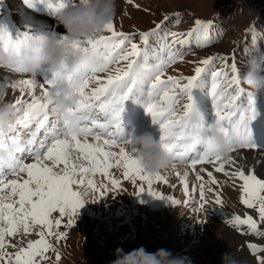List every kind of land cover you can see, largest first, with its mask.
Wrapping results in <instances>:
<instances>
[{"label":"snow or ice","instance_id":"obj_1","mask_svg":"<svg viewBox=\"0 0 264 264\" xmlns=\"http://www.w3.org/2000/svg\"><path fill=\"white\" fill-rule=\"evenodd\" d=\"M35 2L23 0L30 8ZM39 2L46 5L51 15L75 5L74 0ZM127 3L133 4L134 0ZM174 15L179 16V13ZM171 24L168 14L147 31L125 33L117 30L114 23L109 24L97 38L68 46L73 51L94 53L102 61L99 67L82 70L75 77L46 72L39 81L25 78L8 85L19 89L20 97L10 104L17 117L15 124L0 128V151L7 152L10 160L7 167L0 164V264H39L46 260V253L55 251L49 238L66 240L67 232L59 229L71 228L85 204L82 192L74 189L99 191L94 179L98 174L108 177V183L118 188L120 180L111 173L114 168L123 169L124 178L134 184L145 183L148 194L154 198L165 199L173 205L180 203L153 191L154 182L167 183V177L162 173L146 174L139 160L122 146L132 143V137L125 134L122 126V113L129 98L140 104L151 116L153 125L158 126V142L168 153L172 170L178 163L189 165L193 171L203 163H214L218 165L216 172H225V164L234 161L231 155L224 160L217 154L210 137L212 130L225 136L230 153L258 148L249 127L258 113L250 107L252 93L240 86L235 56L200 59L190 76L166 75L168 68L182 60L185 49L190 50L193 43L202 47L213 42L210 22L197 19L192 29L179 33L170 30ZM46 38L47 35L28 30L13 35L0 26V49L8 53L16 52L21 46L39 50ZM58 39L65 37L61 35ZM12 72L20 73V69ZM63 82L74 90L78 100L62 119H52L45 100L50 90ZM115 148L119 150L114 151ZM258 149L264 151V148ZM74 152L78 154L77 160L84 163L73 161ZM27 159L32 162L26 163ZM10 175L15 178L7 179ZM176 175L181 179L185 195L191 196L188 173L183 177ZM231 175L242 182L241 203L254 209L258 219L252 215L244 218L236 215L228 223L237 230L247 226V232L242 234L264 238L261 227L264 225V179L258 178L254 170L237 169ZM208 177L210 184L219 183L211 172ZM197 179L201 180V203L195 210L200 211L207 201L205 183L198 172ZM5 189H10V194L5 195ZM142 192H145L143 186L139 189V193ZM13 197L18 199L12 200ZM6 200L12 202L5 203ZM190 202L186 200L185 204ZM214 203L223 204L219 192ZM54 213L60 218L53 221ZM21 231L25 235L36 231L38 239L9 253L7 248L16 246L7 238ZM247 246L257 264H264V246L255 243ZM60 259L57 253L56 260Z\"/></svg>","mask_w":264,"mask_h":264},{"label":"rangeland","instance_id":"obj_2","mask_svg":"<svg viewBox=\"0 0 264 264\" xmlns=\"http://www.w3.org/2000/svg\"><path fill=\"white\" fill-rule=\"evenodd\" d=\"M77 2L78 0H74V3ZM135 4L140 7H135ZM117 5L114 24L117 30L125 33L147 31L161 21L165 14L172 18L170 30L177 33L192 29L197 19L211 23L209 33L213 42L202 47L193 43L190 50L185 49L183 59L168 68L166 75L190 76L198 60L220 55L229 58L235 56L241 76L254 52L253 41L264 50V0H134L133 4L127 3V0H117ZM176 13L179 16H175ZM0 26L6 27L13 35L25 30L47 36L55 32L57 37L65 33V29L57 26L53 15L39 0L31 8L23 0H0ZM219 63L218 61L217 70ZM45 73L46 70H42L37 80H41ZM25 78L31 77L0 69V81L6 80L8 85ZM8 88L6 101L12 103L20 97L19 89ZM36 94H40L38 87ZM250 107H254L258 113L249 125L252 140L258 148H264V89L252 94ZM50 118L54 119L52 116ZM208 119L211 120L210 112ZM122 126L127 136L149 132L159 138L158 126L153 125L151 116L132 98L125 102ZM122 146L130 152L129 145ZM258 148H245L231 153L234 163L225 164L228 175L216 172L218 165L214 163L198 165L196 171L187 165L191 177H187L191 196L185 195L181 179L176 175L179 173L183 177L179 164L175 170L162 172L167 177V183L154 182L152 190L180 201L176 205L149 195L145 183L138 181L134 184L125 179L123 169L111 170L112 176L120 180L118 188H113L108 183V177L98 174L94 179L99 191L88 190L89 204H84L79 209L73 226L59 229L67 232V239L57 241L50 237L55 251L49 250L46 253L48 258L41 260L39 264H111L116 258L115 250L118 247L129 252L140 246H144L148 252L163 248L174 257L187 256L192 264H221L224 252H229L238 264H257L247 244L264 246V238L242 234L247 232V226H241V230H237L228 221L236 215L241 218L252 215L258 219V213L254 209H248L241 203L242 182L231 175L237 169L254 170L258 178L264 179V151ZM77 155L73 153V161L84 163L77 160ZM25 162L32 161L27 159ZM197 172L203 177L207 201L205 208L200 211L195 210L201 203V180L197 179ZM209 172L218 184L209 183ZM13 178L15 177L11 175L7 177ZM141 186L145 188V192L139 193ZM193 188L196 189L195 192L191 191ZM74 190L82 192L84 188L77 187ZM217 192L221 195L222 206L214 203ZM4 194H10V189H5ZM15 199L18 197L12 198ZM12 200L4 202L10 203ZM186 200L192 202L185 204ZM58 218L59 214L54 213L53 221ZM261 227L264 230V225ZM36 231L27 235L21 231L16 236L7 238L11 245L16 246L8 247L7 251L14 253L18 247L38 239ZM57 253L61 257L59 261L56 260Z\"/></svg>","mask_w":264,"mask_h":264},{"label":"clouds","instance_id":"obj_3","mask_svg":"<svg viewBox=\"0 0 264 264\" xmlns=\"http://www.w3.org/2000/svg\"><path fill=\"white\" fill-rule=\"evenodd\" d=\"M117 9V0H78L74 6L62 8L53 18L57 26L65 29L62 34L64 40L51 34L39 50L21 46L16 52L8 53L0 49V69H20V73L37 79L42 70H46L49 75L59 73L62 77H75L82 70L99 67L102 61L94 53L73 51L68 46L73 42L95 39L104 34L106 26L114 23ZM253 48L254 52L246 63V71L239 78L241 86L255 94L264 89V50L260 49L256 42H253ZM8 94V82L0 81V128L4 129L14 125L17 118L13 115L11 103L6 101ZM77 100L74 90L63 82L58 88L50 90L45 102L49 106V114L54 119H62ZM210 137L217 154L228 160L231 153L225 136L218 130H212ZM129 146L130 152L139 160L146 174L156 175L172 169L168 153L151 133L132 136ZM9 163L8 153L0 151V164L7 167ZM82 199L85 204H89L90 193L87 190L82 191ZM115 257L111 264H192V260L187 256L174 257L170 251L163 248L148 252L144 246L129 252L118 247ZM221 264H238V261L229 252H224Z\"/></svg>","mask_w":264,"mask_h":264},{"label":"bare ground","instance_id":"obj_4","mask_svg":"<svg viewBox=\"0 0 264 264\" xmlns=\"http://www.w3.org/2000/svg\"><path fill=\"white\" fill-rule=\"evenodd\" d=\"M50 115V114H49ZM50 117H51V115H50ZM129 120V119H128ZM179 166H180V168H181V172L183 173V175L187 172L188 173V175H187V177H190V172H189V168H188V166L186 165V164H184V163H179ZM191 178V177H190ZM140 183V182H139ZM101 185V184H100ZM139 187V186H138Z\"/></svg>","mask_w":264,"mask_h":264}]
</instances>
